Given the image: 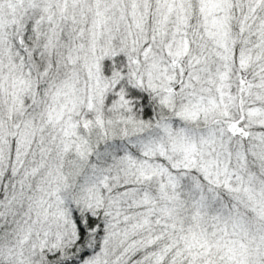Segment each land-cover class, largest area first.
I'll return each instance as SVG.
<instances>
[{"label": "snow or ice", "instance_id": "obj_1", "mask_svg": "<svg viewBox=\"0 0 264 264\" xmlns=\"http://www.w3.org/2000/svg\"><path fill=\"white\" fill-rule=\"evenodd\" d=\"M0 264H264V0H0Z\"/></svg>", "mask_w": 264, "mask_h": 264}]
</instances>
